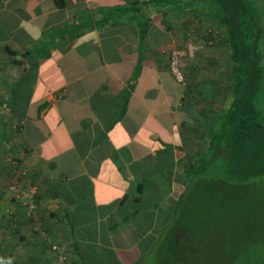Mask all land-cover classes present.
Segmentation results:
<instances>
[{"label":"crops","instance_id":"obj_1","mask_svg":"<svg viewBox=\"0 0 264 264\" xmlns=\"http://www.w3.org/2000/svg\"><path fill=\"white\" fill-rule=\"evenodd\" d=\"M133 1L0 0L1 202L8 178L36 187L23 192L34 210L16 215L26 227L3 229L6 264H98L95 245L116 250L110 264L127 263V245L100 244L98 234L141 156L161 149L155 170L177 168L187 140L208 138L206 125L228 106L227 84H212L204 68L199 3L156 14L141 36L149 18L144 6L127 9ZM173 47L183 50L186 81L169 68ZM12 157L23 177L10 171ZM61 247L71 250L62 263Z\"/></svg>","mask_w":264,"mask_h":264},{"label":"trees","instance_id":"obj_2","mask_svg":"<svg viewBox=\"0 0 264 264\" xmlns=\"http://www.w3.org/2000/svg\"><path fill=\"white\" fill-rule=\"evenodd\" d=\"M193 1L199 3V12L218 29L214 37H220L228 46V106L213 115L206 125L207 144L195 151L194 160L191 153L183 154L177 168L155 170L153 162L161 149L141 156L140 170H132L133 177H129L126 191L118 197L115 211L106 218V226L100 227L105 228L107 234L99 233L98 240L107 246H112L110 238L118 247L127 245V263L123 264H145L162 253L172 264H264L263 258L254 259L247 253L238 257L235 250L219 253L223 249H201L194 242L193 246L189 245L191 236H203L193 235L203 230L201 223L192 235L182 233L188 231L180 223L183 201L211 157L219 156L227 161V174L236 180L234 182L264 180V0H137L127 9L140 10L144 6L143 14L147 12L145 17L149 19H142L138 24L143 36L153 16L184 12ZM171 146L165 143L164 149ZM221 210L219 215L214 210L211 214H214L212 220L220 219L222 226L224 207ZM67 220L73 229L74 222L68 215ZM179 228L182 232L176 235ZM156 246L160 247L157 254L153 253ZM102 248L104 246L95 245L93 249L99 257L97 262L110 264L107 253L116 258V250L106 247L103 251ZM76 253L87 262L77 242ZM7 260V257L0 258V264H6ZM92 262L88 264H95L93 259ZM117 264H122L119 259Z\"/></svg>","mask_w":264,"mask_h":264},{"label":"rangeland","instance_id":"obj_3","mask_svg":"<svg viewBox=\"0 0 264 264\" xmlns=\"http://www.w3.org/2000/svg\"><path fill=\"white\" fill-rule=\"evenodd\" d=\"M198 29L202 37L205 35L204 45H206V54L203 56L205 58L204 68L207 70L209 69L212 81H215V83H222V87H225L226 85L224 84H227L228 81L225 71L229 69L227 60L228 46L223 43L220 37L219 39H217V36L214 37V35L218 33V31H216L218 29H215L214 25L209 23L206 19L200 23ZM213 29L215 30L212 33ZM206 36L208 38H206ZM172 49H177L180 53V67L183 72V81H186L187 71L184 68L183 50L180 47H173ZM185 64L187 65V62H185ZM219 77L221 81H219ZM206 144V137L196 139L195 142L187 140V143H185V154L189 151L191 155H193L194 160L195 157H197L196 154H194L195 151L201 147H205ZM185 154L182 155L185 156ZM16 160V158L12 157L10 160L11 162H8L9 165H11L10 171L13 173L14 178L19 174L23 177L25 172L20 166V161ZM206 166V169L201 173L202 175L198 174L197 180L195 179L191 185L181 208L183 211L181 210L182 215L180 223H182L188 231L185 232L183 230L182 232L181 228H179L176 230V235H180V232L192 235L193 231L201 223L203 225V230L198 231L196 234L193 233V235L203 236L201 238L191 236L190 239H188L189 245L193 246L194 242V244L201 249H205L206 247L211 250L214 248L223 249L224 252L219 251V253H225L226 250H235V254H238V257H243L245 253H247L251 258L264 259V180L255 178L246 183L234 182L236 180L227 174V161L221 159L219 156L211 157ZM19 169L22 170L19 171ZM3 186L4 189L1 188L2 193L6 190L9 196H11H7L8 200H5V203L1 202L0 199V214L3 216L0 218L2 222L4 221L3 225L0 221V239L5 240L6 236H3V229L8 232H13L14 229H18L19 231L21 228L26 227L23 223V225L19 224V219L16 218V215L20 212H24L25 216L28 217L30 211L34 210L35 206L32 201H27L28 199L25 200V197L27 189L32 191L36 189V187L26 185L24 186V190L19 186L18 180L14 182L9 178ZM27 196H30V194H27ZM13 197L17 198L16 203L19 205H15L16 203L14 204L11 202V199L14 201ZM221 207H224L225 212L222 226L220 219L216 222L212 220L214 214H211L212 210H214L213 212L215 214H221ZM30 225L31 224L28 226ZM226 226L228 227L226 228ZM39 233L41 235L43 234L45 238L48 237L47 230L45 229L40 228ZM1 242L4 241L1 240ZM158 247L159 246L155 247L157 249L153 253L157 254L160 252V247ZM68 249L69 248L66 250L61 247L59 251L56 250V252H54V254L61 259V263L64 262L67 257L69 258L71 256V250ZM74 257L76 258L77 254H75ZM145 264L172 263L168 262L166 255L162 253L159 255V258H153L149 262L146 261Z\"/></svg>","mask_w":264,"mask_h":264},{"label":"built area","instance_id":"obj_4","mask_svg":"<svg viewBox=\"0 0 264 264\" xmlns=\"http://www.w3.org/2000/svg\"><path fill=\"white\" fill-rule=\"evenodd\" d=\"M177 49H171L169 55V68L173 74V76L179 80L183 81V72L180 67V55Z\"/></svg>","mask_w":264,"mask_h":264}]
</instances>
